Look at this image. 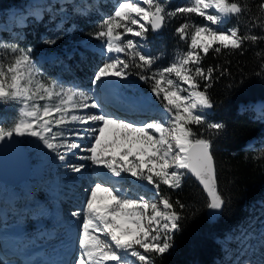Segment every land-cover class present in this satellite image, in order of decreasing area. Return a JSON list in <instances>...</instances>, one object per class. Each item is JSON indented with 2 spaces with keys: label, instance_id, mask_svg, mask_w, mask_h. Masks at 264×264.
<instances>
[{
  "label": "snow or ice",
  "instance_id": "obj_1",
  "mask_svg": "<svg viewBox=\"0 0 264 264\" xmlns=\"http://www.w3.org/2000/svg\"><path fill=\"white\" fill-rule=\"evenodd\" d=\"M258 7L264 10V0H260ZM244 11L239 0H189L186 6L172 12L166 11L160 0H117L114 11L95 33L98 40L105 41L102 48L109 59L96 68L93 81L125 80L131 75L130 67L140 69V80L153 82L151 91L164 104L167 114L165 119L151 122L137 123L105 111H87L101 109V105L89 103L92 97L83 92L65 90L55 81L39 79L30 51H20L11 63L0 62V104L20 105L14 123L10 127L0 126V142L14 136L35 137L60 161L68 158L66 152L86 151L90 155L81 158L115 177L128 173L146 181L157 194L161 185L179 189L185 172L191 173L207 194L208 208L223 209L226 200L218 188L212 141L197 135L191 126L206 125L215 131L224 128L221 123H206L205 110L213 108L208 95L211 85L205 84L201 90L200 80L211 81L216 70L205 69L201 61L210 51L238 50L245 41L255 43L264 39L241 34L238 26L227 30L213 27ZM177 14H195L208 23H182L176 33L189 42L188 50L169 66L151 75L143 74L158 57L143 52L137 41H125L124 37L130 34L147 41L150 29L160 31L166 19ZM120 54L130 59H121ZM69 124L86 126L84 133L91 137L90 146L85 148L71 141L70 137L85 139L80 131L69 130V135H65L61 129H67ZM69 167L80 173L84 166ZM177 206L185 207L168 196L158 200L128 198L114 186L96 182L88 189L85 200L79 239L81 254L76 264H127L128 255L135 257L137 264H154L148 254L167 253L173 246L174 233L180 229L182 216Z\"/></svg>",
  "mask_w": 264,
  "mask_h": 264
},
{
  "label": "trees",
  "instance_id": "obj_2",
  "mask_svg": "<svg viewBox=\"0 0 264 264\" xmlns=\"http://www.w3.org/2000/svg\"><path fill=\"white\" fill-rule=\"evenodd\" d=\"M63 1L65 0L41 1L37 7L40 8L42 19H32L22 29H16L19 33L14 37L3 32V41L15 44L18 53L22 49L32 50L35 58L39 55H45L46 58L56 55L42 65L43 69L51 77L60 74L67 83L79 84L92 76L99 62L97 55L93 53L85 51L84 55L78 54L74 51V44L95 36L100 30L101 18L108 17L113 12V7L107 8L109 3L99 0L94 4L93 12L84 14L81 7H78L79 3L72 2L68 8L72 16L70 21L64 28H55V22L59 18V3ZM239 2L245 11L232 17L230 25L238 26L241 34L264 37V10L258 7L260 0ZM27 4L31 5V0H0V13L4 16L12 11L21 10L25 13ZM253 21L256 26H253ZM184 22L202 24L201 18L195 14H177L170 18L161 34L149 30L147 35L150 53L153 57L157 55L168 59L166 63L152 70L147 69L143 74L151 75L150 71L169 66L177 52L184 53L188 50L189 42L181 40L176 33V29ZM68 29L72 30L71 34H67ZM53 40L54 44L43 45V42ZM65 59L67 61H63ZM13 60L14 57L9 58L6 47L0 46V62L8 64ZM64 62H67V66ZM201 66L216 70L211 81L200 80L201 90L205 84L211 85L208 95L213 102V111L209 113L206 123H221L224 128L215 131L207 129L206 125L191 127L197 135L212 141L218 188L226 205L217 213L211 214L207 196L192 177H188L179 189L161 185L159 191L162 196L179 201L185 207L179 209L177 206L182 216L180 229L174 236L177 250L162 256L150 254L154 264H210L215 256H220L215 238L224 235L233 226L239 229L248 221L251 204L264 198V109H254L257 101L264 100V39L255 43L245 41L238 50L221 49L220 53L210 51L201 61ZM129 71L133 79H140L137 74L141 72L140 69L133 66ZM150 82L151 80L142 84L148 93L151 92ZM0 116L7 126L8 116H16V112L13 108L0 104ZM43 174L47 176L49 171H44ZM44 179L37 190L32 185L28 194H24L19 186L23 200L27 201L28 197L38 198Z\"/></svg>",
  "mask_w": 264,
  "mask_h": 264
},
{
  "label": "rangeland",
  "instance_id": "obj_3",
  "mask_svg": "<svg viewBox=\"0 0 264 264\" xmlns=\"http://www.w3.org/2000/svg\"><path fill=\"white\" fill-rule=\"evenodd\" d=\"M34 1H36V3H40L43 0H34ZM98 1L99 0H95V2H98ZM77 2L80 4L81 0H79ZM104 2H105V4L109 3V5L107 4L108 5L107 8H110L114 4L115 5L117 4V0H104ZM160 2L161 3H165L164 6H165L166 10L170 11V9H169L170 1L169 0H160ZM69 3H70V1H66V0L61 2V3H59L58 14H59L60 21L59 22H55V26H54L55 28H58L59 27L58 25L62 24L64 19L66 20V18L68 16H70V14H69L70 12L68 11V8L71 5H69ZM91 8L93 10V6ZM29 9H30V6H29V4H27L25 14H28V12H31V11H28ZM89 9H90V6H85L84 8L81 6V8H80L81 12L84 13V14L90 13V12H88ZM64 11H66V12L63 13ZM113 11H114V7H113ZM17 12H20V11L9 12L8 14H6V16H4V14L0 13V21H4V23H0V46H5L6 47L10 59H13V57L15 58V56L19 54L18 51H16V52L12 51L13 48L17 49V46L15 44H13V43H11V44L4 43V41H3V31L1 29H5V30L10 31V29L13 27L12 20H13L14 14L17 13ZM30 14H31L32 18L34 20H36V21H40L42 19V13L40 12V8H39V10L31 12ZM61 15L64 16V19H61ZM106 18H101V22L99 23V25H101L103 23V20L106 19ZM30 21H32V20H30ZM30 21L26 20V19H20L19 22L15 23V26L18 29H22ZM71 31L72 30L68 29L66 32H67V34H71ZM9 36L14 37L16 35L9 34ZM21 36L23 37V35H21ZM128 39H133V40L137 41L141 45V50L143 52L150 53V50L148 49V42H149L148 40H149V38L147 39V41H143V40H141V38L133 37V36H131L129 34V35H126L124 37L125 41L128 40ZM104 43H105V41L103 39L98 40L96 38V36L88 37V38H85V39H82V40H79V41L75 42L74 51H76L78 54H83V55H84L85 51L97 55V60L99 62V64H97V67H98L103 62H105L106 60L109 59V56L105 53V51L102 48V45H104ZM43 45L46 46L47 42L46 41L43 42ZM77 45H79L78 49H76ZM20 51H30V54H31L32 59H33V62L36 65V68L38 69L39 79H41V80H43L45 82H48V83H51V82L55 81V82L58 83V85H62V88L65 89V90L72 89L73 91L83 92L84 94H86L88 96L94 97L96 99V101L98 102V99L100 98V92H99V90L97 88L99 83H96V82L93 81V74H94L95 70H93L92 76L88 77L85 81H83V82H81V83H79L77 85H75V84L68 85L69 82L65 83L63 75L58 74L55 77H51L50 74H48L42 67L44 62L54 59L56 57V55H50L49 58H46L45 55H40V57L38 56V58L35 59L32 50H30V49H22ZM182 54H183L182 52L181 53L177 52V54L174 55L173 59L170 60V61L173 62L177 57H179ZM155 57H158V56L156 55ZM120 58L121 59H125V58H128V57H126L124 54H122V55H120ZM128 59H130V58H128ZM167 59H168V57H167ZM167 59L166 58L163 59L162 57H158V59H156L155 63L152 65V67L149 70L157 68V67L161 66L162 64L166 63ZM63 61H67V60L65 59ZM66 63L67 62H64L65 66H67ZM158 70L159 69H157L155 71H150V74H152L153 72H156ZM172 78L175 79V77H172ZM114 79H115L114 81H115L116 84H118L119 82H121V83L125 82V86L129 85L130 82H133L136 85V87L132 88L130 90V93H133V92L136 91V93L139 94V96H138L139 98H142L144 100H149L150 104H151V100L161 102V100L158 99L152 93V91L150 92V94L143 95L144 90H143L142 84H144L145 81H142L140 79H133L130 75L125 80H121V79H118V78H114ZM103 82H105V81H103ZM152 83H153L152 81L149 83L151 87H152ZM66 86H68V87H66ZM184 87H187V86L185 85ZM96 101H93V102H96ZM40 103L43 104L45 102L41 101ZM2 105H3V107H8L10 109L13 108V107L14 108L16 107L18 109L20 107V105H18V104L13 105L11 103L2 104ZM152 106H153V108H155V110H159V111L163 110V109L157 107L156 104H153ZM212 111H213L212 109H210L208 111L205 110L206 121H208V119H209L208 115H209V113H212ZM153 116L156 117L155 118L156 120L160 119L159 116H157V115L153 114ZM15 117L16 116H8V118H7L8 119L7 126L4 125V124H2V125L0 124V126L10 127L14 123V118ZM163 118H165V117H163ZM72 125L73 124H69L67 129H61V130H63L65 132L66 136L69 135V130L72 131ZM21 138H22L23 142H26V145L28 146V148L31 151V153H34V156H35V159H36V167L38 169H41L43 167L44 168L47 167V169H54V172L52 171L48 176H46L45 174H37V173H35L33 171L30 174V181L32 182L34 190L38 189V186L40 185L41 181L45 178L44 181L42 182V185H41V192L39 193V195L42 196V197L44 196L43 195V191L46 188H48V187H51L52 189H54V188H59L60 189V185L63 183L62 179H64V178H62L63 176H60V171H61L60 168H61V165L63 163H65V162L67 163L68 161L76 162L77 160H79V161L82 160V162L80 164H83L84 167H83V169L81 171L82 173L80 172L81 173V177L77 176V178L75 179V177L72 176L70 178L71 182H76L75 185H73V184L70 185L72 188H75V187L79 186L80 182H82V180H83V177L87 176L89 167H91V169L93 168V166H88V165L92 164V162L90 160H88L86 158H81V157H87L88 155H90V153H88L86 151L82 152L80 155H77V156H67L68 153L66 152L65 154H66V156L68 158L65 161H60L58 159L56 153H54V152L48 150L47 148H45L43 143H42V141L38 140L37 138L30 137V136H25V141H24L23 137H21ZM70 139H72V137H70ZM85 139L87 140L86 144L88 146H90L91 137H85ZM61 151H64V150L61 149ZM80 164H78V165H80ZM85 164H87V165H85ZM94 167L96 168V166H94ZM95 170H97V168ZM126 178H127V180L129 179V181H124V184L126 185L125 187L127 188V189H124V191L126 193H128V195H129V196H127L128 198H136L137 196H143V193L146 194V195L148 193L150 194V192H147L146 190H144L141 187L136 185L135 182L136 181L139 182V181L135 177H133L130 174H128V176ZM54 184H56V185H54ZM86 185H87V183H86ZM71 187H70L69 190H72ZM16 190L20 191L18 187L16 188ZM7 191H8L9 194H14L12 188H8V186L5 187L4 183L1 182L0 183V201L4 200V201H6L8 203L9 207H13V202L10 199H8L7 195H5V193ZM61 192L64 194L65 190L63 189ZM72 192H73V190H72ZM155 192H156V190H155ZM25 193H27V192H25ZM76 193H79V192H76ZM160 196H162V195H161V193L159 191L158 194L157 193H154L153 195L151 194L149 196V198L155 197L158 200ZM22 199L23 198H17V202H16L15 205H18V207H19L21 202L23 201ZM31 199H32L31 197H28V201H31ZM85 200L86 199L84 198L82 200V202H84ZM64 203L67 206V208H69V209H74V207H77V205H78V203H76V204L73 203L71 205H68V203H69L68 199H65ZM262 204H264V200H263ZM28 208L29 207H26L24 209H22V207L20 209L18 208V210H20V212H18V214H16V215H15L14 210L8 211V213H7L8 215H6L5 218H4L5 223H8L9 220H11V222H15V221L18 220V221H20L21 224L23 223V225L25 226V228L28 230L29 233H33V231L36 230V228L41 224V222L39 221L38 223H36L33 220V216L35 214L27 212ZM213 212L215 213V212H218V211L213 210ZM76 213H79V212L78 211L75 212L74 216H68L67 217V221H68L69 225H72V223H75L76 227L79 228V239H80V236H81V233H82V220L84 218V215H82L80 213H79V215H76ZM263 215H264V208L261 209V208L257 207V209H256V207H254L252 205L251 209H250V218H249V220L251 222L248 224V226L244 225L242 227L243 229L244 228L250 229L249 233H250V235H253L254 240H255L253 242V244L256 245L255 251L253 252L249 248V243L241 242L240 241V236L241 235H238L236 237L237 240L234 241V243H236L237 246H234L231 249L230 254H228L225 257V259H222L219 263H218L219 260H217L216 264H223V263H225V264H264V259H262L263 261H259L257 259V257H261V256L264 258V234H261L260 228L259 229L257 228V224H260V222L263 219ZM47 231H49L48 228H47ZM64 235H65L66 239H68L70 237L69 233H67V232ZM38 237H39V234H38ZM244 238H246V237L244 236ZM227 240L229 241V238H227ZM174 248H175V243L173 244L172 248L167 253H173L174 252V250H173ZM226 249H228V247H226ZM150 254H152V253H149L148 255H150ZM243 254H245V256H243Z\"/></svg>",
  "mask_w": 264,
  "mask_h": 264
},
{
  "label": "bare ground",
  "instance_id": "obj_4",
  "mask_svg": "<svg viewBox=\"0 0 264 264\" xmlns=\"http://www.w3.org/2000/svg\"><path fill=\"white\" fill-rule=\"evenodd\" d=\"M169 1H170V4H169L170 5V7H169L170 11L166 10L168 12H172L175 9L179 8V7L186 6L188 4V2H189V0H169ZM231 20H232V17L225 18V20H224V22L222 24L213 25V27L220 28V29H223V30H227L229 28H232V26L230 25ZM205 23H208V22L205 21L204 18H202V24H205ZM114 80H115L114 78L107 80V82L105 84V89L106 90L114 91V92L118 91V88H117ZM107 93L109 94L108 91H107ZM126 98H127L128 101H134V102H129L131 104L130 106H131L132 109L136 108V109H138L139 111H141L143 113L142 116H136V118L135 117L133 118L137 123L138 122L141 123V119L144 118L146 114L154 113V115H159V112H157L152 106H150L148 103H146V101L144 99L139 98V97H134V95H130V96L127 95ZM109 100L107 101L105 98H102V94L100 93V98L98 99V102L96 101V99L94 97H92V101L90 100L89 103H91L93 101H96V103L101 104V107H102V104H103V107L107 108L106 103L110 102ZM117 103H119L120 105H123V103L120 102V101H117ZM254 105H255L254 109L256 111H261V110L264 109V100L257 101ZM240 106L241 107L243 106L242 103L240 104ZM14 109L18 113V109L19 108L17 109L15 107ZM129 111H130L129 112L130 114L133 112V110H131V109ZM129 113H125V115H130ZM110 114H113L115 116L124 117L125 119H127V116H123L122 114H119L118 111H114L113 110L112 112H110ZM131 116H132V114H131ZM0 124L1 125L4 124L3 123V118L1 116H0ZM80 129H83V128H80ZM84 135H85V137H90L87 133H85ZM17 138L21 141V143L23 145L26 146L27 150L31 153V151L29 150L28 146L26 145V142H23L21 137H17ZM85 142H87V141H85ZM84 147L86 148V147H88V145L86 144V145H84ZM67 156H77V155H73V153H68ZM32 160H34V159L32 158ZM71 164L78 165V164H80V161L79 160H77L76 162L68 161L67 163L65 162V163H63L61 165V168H60L61 171L60 172H61V175L63 176L62 178H64V179H62V182H63L62 184L67 187V189H65L66 190L65 192L68 195H70L72 193L68 205H71L73 203H75V204L78 203L77 207H74V209H71L72 210V215L74 216V213L77 212V211L80 214L84 215V211L83 210H84V207H85V201L82 202V200L84 198L86 199V197L88 195V189L91 188L96 182L103 181L108 186H111V182L105 176H98L97 172H96L97 170H95L96 168L94 167L95 165L91 164V165H88V166H93V168L92 169H91V167L88 168L89 170H88L87 176L83 177V180H82V182H80L78 187L72 188L70 185L71 184L75 185L76 182H71L70 178L72 176L75 177V179L77 178V176L81 177V173L82 172L81 173L72 172L70 167H69V165H71ZM21 165H22L21 159L18 158V156L17 157L13 156V171L15 169H17V168H20ZM80 165H83V164H80ZM37 169L38 168L35 165L34 166V171L35 172H39V171H40V173L43 172L42 168L38 169L39 171ZM50 170L51 169H49V171ZM104 170H106V169H104ZM108 175H111V173L108 174ZM188 177H189V173L186 172L184 174V176H183V179H182V182H181L182 183L181 187L183 185V182ZM124 180L125 181H129V179L127 180V178L124 179ZM86 183H87V185H86ZM4 184H5V186H9L5 182H4ZM23 184L27 185V182H24ZM125 186L126 185L124 183H116V184H114L115 189H118L125 196H129L128 193H126L124 191V189H127ZM70 187L72 188L73 192H72V190H69ZM8 188H11V187H8ZM76 192H79V193H76ZM100 195H104V194L101 193ZM7 196H9V194ZM10 200L13 201V194L10 195ZM257 203H260V201H258ZM62 208H63L62 205L58 206L57 209H56V213H58L59 210H61ZM36 219L37 220H48L47 223L55 225L54 224L55 217H54L53 213L49 212V209H44V213L42 214V216H36ZM72 224H73L72 227H71L72 230H71L70 233H72V235L75 236V242H74L73 245H71L73 243L72 238L70 240L66 241V243H65V252H64V255L60 259H58V258H54L53 260H50L49 258L45 259V258H47V255L50 254L48 251H46L44 254L41 255V252H43L47 248L46 247V248H42V250L40 251V254H39L40 260H35L37 257H30V258H28V260L19 261L16 257L13 256V238H11L9 240H3L2 241V243L5 244V246H6L5 250L7 251L9 257H11V259H7L6 262H11L12 261L13 264H76L77 258L81 254V249L79 248V228L76 227L75 223H72ZM39 227H40V225L36 228V231H37V229ZM238 230L239 229L237 227H232L226 234H224L223 236H219L218 237L216 242H217V244L219 245V248H220V256H217L216 258H214V261H213L212 264H216L217 260H219L218 261V263H219L222 259L225 258V256L230 254V251H231V249L234 246H237L236 243H234V241L237 240L236 237H237ZM177 233H178V231L174 233V236ZM174 236H173V242L172 243L173 244L175 243V248L173 250L176 251L178 245L176 244V241L174 240ZM27 237L28 236L24 232L20 233L16 237V242H15L14 245L19 248V251L21 253H23V248L26 247L27 243L31 240V239H28ZM39 238H44L45 239V243H48L49 240H50V237H47L46 233H42V234L39 235V237L37 235V239L35 238L33 240V242H34L33 246L35 245V243L39 242V240H38ZM227 238H229V241L227 240ZM9 241L12 242V245L7 244V243H9ZM226 247H228V249H226ZM10 251H11L12 255L10 254ZM29 253L31 255V254H35L36 252L29 251ZM243 256H245V254H243Z\"/></svg>",
  "mask_w": 264,
  "mask_h": 264
},
{
  "label": "water",
  "instance_id": "obj_5",
  "mask_svg": "<svg viewBox=\"0 0 264 264\" xmlns=\"http://www.w3.org/2000/svg\"><path fill=\"white\" fill-rule=\"evenodd\" d=\"M164 27L155 32L156 34H161L164 30ZM13 156L21 159L22 165L20 168H17L13 171ZM31 160L30 154L24 145L14 136L10 140H5L4 142H0V180L5 182L6 184L12 187H18L23 182H26L30 179L31 174ZM191 177L200 185L203 189V186L199 183V181L190 173ZM207 196L206 192L204 191ZM208 198V197H207ZM217 213V212H215ZM211 209V214H215Z\"/></svg>",
  "mask_w": 264,
  "mask_h": 264
},
{
  "label": "built area",
  "instance_id": "obj_6",
  "mask_svg": "<svg viewBox=\"0 0 264 264\" xmlns=\"http://www.w3.org/2000/svg\"><path fill=\"white\" fill-rule=\"evenodd\" d=\"M163 4H165V3H163ZM24 138V140H25V137H23ZM218 239V237L216 238V240Z\"/></svg>",
  "mask_w": 264,
  "mask_h": 264
}]
</instances>
